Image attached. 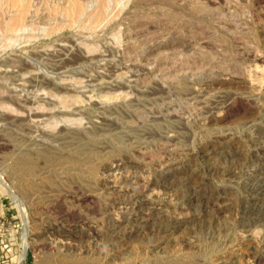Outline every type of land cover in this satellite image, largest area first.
<instances>
[{
  "label": "rangeland",
  "instance_id": "1",
  "mask_svg": "<svg viewBox=\"0 0 264 264\" xmlns=\"http://www.w3.org/2000/svg\"><path fill=\"white\" fill-rule=\"evenodd\" d=\"M263 154L264 0H0V264H264Z\"/></svg>",
  "mask_w": 264,
  "mask_h": 264
},
{
  "label": "bare ground",
  "instance_id": "2",
  "mask_svg": "<svg viewBox=\"0 0 264 264\" xmlns=\"http://www.w3.org/2000/svg\"><path fill=\"white\" fill-rule=\"evenodd\" d=\"M221 84H222V83H221ZM116 88H117V87H116ZM230 101H231V100H230ZM222 104H223V103H222ZM230 105H231V104H230ZM221 108H222V106H221ZM225 108H226V107H225ZM225 108H224V109H225ZM209 112H210V111H209ZM209 112H208V113H209ZM220 113H221V112H220ZM209 116H210L209 118H212V119H215V120H216V118H217V119H221V118H222V117L217 116V114L215 115L213 112H211ZM220 116H222V115H220ZM208 122H209V121H208ZM217 136H218V135H217ZM216 140H217V139H216ZM220 140H221V139H220ZM216 144H217V142H216ZM213 145H214V144H213ZM206 146H207V145H206ZM210 146H211V145H210ZM222 148H223V147H222ZM220 149H221V148H220ZM222 152H223V151H222ZM259 152H260V151H259ZM261 152H262V151H261ZM255 155H256V154H255ZM263 155H264V154H263ZM232 156H233V155H232ZM232 156H231V157H232ZM262 185H263V184H262ZM260 186H261V185H260ZM258 187H259V186H258ZM84 197H85V196H84ZM92 197H93V196H92ZM217 197H218V196H217ZM89 198H91V196H86V197H85V199H87V200H88ZM92 200H93V199H92ZM212 202H213V201H212ZM68 216H69V215H68ZM263 219H264V217H263ZM142 220H143V219H142ZM141 228H142V227H141ZM141 230H142V229H141ZM127 232H128V231H127ZM131 234H132V233H131Z\"/></svg>",
  "mask_w": 264,
  "mask_h": 264
}]
</instances>
